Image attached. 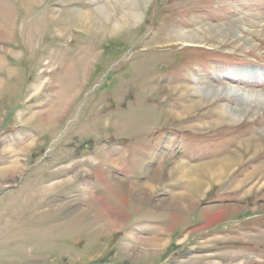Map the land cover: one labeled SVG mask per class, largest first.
I'll list each match as a JSON object with an SVG mask.
<instances>
[{"label":"rangeland","instance_id":"1","mask_svg":"<svg viewBox=\"0 0 264 264\" xmlns=\"http://www.w3.org/2000/svg\"><path fill=\"white\" fill-rule=\"evenodd\" d=\"M99 2L0 0V264H264V0Z\"/></svg>","mask_w":264,"mask_h":264},{"label":"bare ground","instance_id":"2","mask_svg":"<svg viewBox=\"0 0 264 264\" xmlns=\"http://www.w3.org/2000/svg\"><path fill=\"white\" fill-rule=\"evenodd\" d=\"M32 1H34V0H32ZM37 1V0H36ZM31 2V1H30ZM32 5V4H31ZM74 19H75V21H73V22H75V23H77L78 25L79 24H81V25H84V24H86L87 22H89V20H90V14H88L87 12H81V13H79L77 16H76V18L75 17H73ZM71 22V21H70ZM71 24V23H70ZM117 24V23H116ZM72 26V25H71ZM77 26V25H76ZM119 26V25H118ZM87 28V27H86ZM7 33V32H6ZM182 33V32H181ZM30 38V37H29ZM185 44H187V43H190L189 42V40H186V38H185V40H182ZM31 43V42H30ZM28 44V43H27ZM1 64V63H0ZM1 66V65H0ZM236 75H234L235 77V79H237V80H239V81H243V83H245V80H250V79H252L253 77L252 76H249V75H251V74H254L253 72H251V74L249 73V74H240L238 71L235 73ZM252 77V78H251ZM227 78L228 79H233L232 77H228L227 76ZM233 82V81H232ZM249 85H251V84H249ZM253 85H254V83H253ZM259 86V85H258ZM191 86H189V88H190ZM183 88H185V87H183ZM187 88V87H186ZM191 89V91H192V95L193 96H195V97H200V100L199 101H192L191 102V105L193 106V107H203L204 105H208V104H210L211 102H210V100H212V101H214L215 99H218L219 97H221V96H227V97H231V98H235V99H237V98H239L238 97V95H239V93H238V91H234V90H225V89H215V88H213V87H203V86H201L198 82H196V83H194V85H192V87L190 88ZM187 90H189V89H187ZM185 93H187V92H185ZM254 97V96H253ZM203 98V100H201ZM68 99V98H67ZM241 99V98H240ZM243 99V98H242ZM253 99V98H252ZM251 99V100H252ZM255 99V98H254ZM208 101L210 102V103H208ZM71 102V101H70ZM69 102V103H70ZM227 110V109H226ZM225 110H223V108H220V110L216 113L217 114V116H218V118L219 119H225V117H227V115L225 114V112H224ZM234 120V119H233ZM234 161H233V159L231 158H227V159H224V160H222L221 162H218L216 165H214V166H211L210 164H205V165H203L202 166V168L201 169H204L205 171H207L208 173H206V174H208V176H210L211 178H214L215 179V177H217V179H219V178H221L222 177V175H224V173L226 172V171H229L233 166H234ZM180 165V163L178 162L177 164H175L174 166V168H175V170H176V168H179V169H182L181 167L182 166H179ZM236 165V164H235ZM183 169H184V167H183ZM185 169H187V168H185ZM178 171V170H177ZM183 171V173L181 174L182 175V177L187 181H189L190 182V185H192V186H202L203 184H204V182H203V180L201 179V175H200V169H196V168H192V167H190V168H188L187 170H182ZM181 171V172H182ZM203 171V170H202ZM199 172V173H198ZM179 173V172H178ZM205 173V172H204ZM153 177H159V175L158 174H156V175H154ZM112 182V181H111ZM105 184H108V183H105ZM110 184H113V183H110ZM114 185V184H113ZM113 185H111V186H113ZM114 186H116V185H114ZM118 186H120V185H118ZM146 187V186H145ZM107 188V187H106ZM111 188V187H110ZM120 189V188H119ZM122 189V188H121ZM196 189V188H195ZM111 190H114L113 188L111 189ZM118 191V190H117ZM127 191H128V189H126V190H121V194L120 195H123V196H120V195H118V196H120V197H125V195H127L128 193H127ZM112 192V191H111ZM115 193H118V192H116V191H114V194ZM126 193V194H125ZM131 195H132V193H131ZM139 199V198H138ZM140 200V199H139ZM142 200V199H141ZM125 201H127V200H125ZM139 203V202H138ZM178 207V206H177ZM137 208H138V206H137ZM226 210V212H229L230 210H232L233 209V207H232V209L231 208H225ZM137 210V209H136ZM109 223V226H110V228H115V221H108ZM109 230V229H108ZM145 240V239H144ZM143 243V242H142ZM145 243V242H144ZM147 243V242H146ZM148 244L150 245V247H153V248H155L156 249V247H158V248H160V246H162V244H163V240H161V239H159V237H153V238H148ZM147 244V245H148Z\"/></svg>","mask_w":264,"mask_h":264},{"label":"clouds","instance_id":"3","mask_svg":"<svg viewBox=\"0 0 264 264\" xmlns=\"http://www.w3.org/2000/svg\"><path fill=\"white\" fill-rule=\"evenodd\" d=\"M90 23L107 31L110 36H117L121 32L138 27L142 19L137 21L136 17H143L142 11H136L132 15L126 14V10L111 6L107 0H100L96 6L90 10ZM119 21V27L116 22Z\"/></svg>","mask_w":264,"mask_h":264},{"label":"crops","instance_id":"4","mask_svg":"<svg viewBox=\"0 0 264 264\" xmlns=\"http://www.w3.org/2000/svg\"><path fill=\"white\" fill-rule=\"evenodd\" d=\"M229 208H231L232 209V207H229ZM231 211V210H230Z\"/></svg>","mask_w":264,"mask_h":264}]
</instances>
